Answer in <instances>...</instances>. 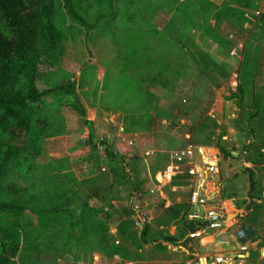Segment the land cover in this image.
I'll return each mask as SVG.
<instances>
[{
  "label": "rangeland",
  "instance_id": "obj_1",
  "mask_svg": "<svg viewBox=\"0 0 264 264\" xmlns=\"http://www.w3.org/2000/svg\"><path fill=\"white\" fill-rule=\"evenodd\" d=\"M69 1L81 22L60 0H52L49 21L55 38L32 45L36 87L53 89L71 81L85 123L94 119L90 124L95 143L108 136L111 153H128L134 140L137 156L150 151L156 156V170L166 169L172 151L210 147L220 160L222 202L261 203L263 233L264 168L242 162L249 134L247 138L235 128L241 111L246 120L254 116L245 124L254 132L264 120V62L256 71L264 46H251L258 33L254 27L249 30L261 16L258 5L249 0ZM235 5L239 8H232ZM245 8L250 14L241 10ZM72 99L58 91L31 104L28 151L10 163L0 185V203L23 207L19 213L0 212V243L7 245L0 254L2 264H80L84 259L72 251L89 245L79 241L85 200L77 191L82 177L76 178L85 158L80 141L87 134L69 106ZM223 153H230L238 164L232 162L230 168L221 161ZM116 158L118 163L121 159ZM116 163L110 164L120 179L115 183L136 188L138 199L148 203L144 191L150 176L142 158L133 156L126 167ZM243 168L248 175L231 178L230 171ZM96 170L93 191L88 183L81 186L97 201H105L115 186L101 167ZM131 170L138 173L133 181ZM183 171L177 182L186 184ZM252 247L257 254L246 264H264L257 260L263 248Z\"/></svg>",
  "mask_w": 264,
  "mask_h": 264
},
{
  "label": "crops",
  "instance_id": "obj_2",
  "mask_svg": "<svg viewBox=\"0 0 264 264\" xmlns=\"http://www.w3.org/2000/svg\"><path fill=\"white\" fill-rule=\"evenodd\" d=\"M249 3L258 5L256 10L261 13L257 24L249 27V30H253L254 27V30L258 33L257 39L253 41L251 46L253 48L263 47L264 38L262 34H264V22L261 20L264 18V0H249ZM232 8L239 7L235 5ZM241 10L246 12V14H250L251 12L249 8ZM258 58L260 66L257 68V72L262 67L261 62L264 61H261V59L264 56L260 55ZM261 74L264 76V69ZM253 94L252 91L251 96ZM89 122L91 124L92 122L94 123V119ZM90 123H86V126L80 130L81 132L85 130L84 132L87 134L86 140H89V142L96 146L95 154L99 158V162L95 166L89 163L88 158L92 154L90 145L87 144L88 141H80L84 144V151L81 153L85 154V158L82 164L78 166L76 172V178H79V176L82 177L79 179L80 183H78V186L79 184L80 186L77 191H80L79 195L85 201L82 203L84 210H81V222L80 224L78 223L81 226L80 233H82L79 241H81V244L83 241L84 244H89L80 252L79 249L73 248L72 254L77 255L80 253L79 258L84 257V259L80 260V264H218L215 262L217 256H223L226 259V262L223 264H227V262H230V264H246V262L253 260L254 254H257V248L252 247L251 249L250 245L257 246L258 241L253 244L242 245L246 247V251L240 252L239 246L241 245L236 243L235 238L231 235L225 236L230 226L235 225V230H237L245 223L244 219L238 221L239 226L236 224L238 219L232 223L224 220L226 222L225 227L214 229L209 228L212 223L202 220H188V216L196 210L193 204L194 193L197 192V188L200 187L201 183L197 181L196 176L191 174L192 164L184 162L177 163L172 157L178 151L188 148L196 150L198 148L201 150L200 153L203 156L216 162L217 169H219L220 160L217 159L216 153L210 147L201 145L187 146L184 149L172 151L169 157H167L168 165L162 171L155 169L157 164L156 156L153 152L150 151L138 156L136 155L134 151V140L130 143L132 147L127 148L128 153H125V151H122V153H113L123 160L125 164L130 162L133 156L142 158L148 175L150 176L149 184H145V189L160 185V190L153 196H149L144 191L146 197L149 199V202L145 203L138 199L139 196H136V188H123V186L115 183L116 181L120 182V179L117 178L116 172L111 170L110 164L112 163L105 158L104 152L100 149V147L104 148V145L108 146L110 137L107 136L105 140L103 138L99 143H95V139L91 135ZM120 130L123 132L122 128ZM199 159L200 156L195 155L194 160L198 161ZM106 163L109 165L107 168L105 166ZM245 165L251 167L250 164L245 163ZM100 167L101 173H106V177L113 181V183L110 181V184L112 183L115 186V189L113 185L109 186L111 188L113 187V192L105 201H97L94 194H88L86 191L88 189L93 191V188H95L93 182L96 181L98 174L96 168ZM182 169L188 179L187 185L177 182V179L181 176ZM130 173L132 179H129L133 181V176H137L138 173L135 170H131ZM82 175H85V177ZM157 181H159V184ZM87 183L88 189H83L81 184L87 185ZM165 188L167 189V193L165 192ZM140 208H146L151 213L150 222L142 235L133 230L130 221L134 210ZM186 221L206 223L207 226L199 230L201 234L192 236L196 232L192 234L188 231L185 226ZM244 226L246 225L244 224ZM258 235L260 237V234ZM182 236L183 238H181ZM167 237L175 239L176 243H168L166 241ZM91 239L95 241L94 244L90 242ZM227 246H232L233 250L227 249ZM263 250L264 248L259 253L260 255L257 260H264ZM227 255H230V257H226ZM234 258L237 259V262H234Z\"/></svg>",
  "mask_w": 264,
  "mask_h": 264
},
{
  "label": "trees",
  "instance_id": "obj_3",
  "mask_svg": "<svg viewBox=\"0 0 264 264\" xmlns=\"http://www.w3.org/2000/svg\"><path fill=\"white\" fill-rule=\"evenodd\" d=\"M51 1L0 0V185L7 175L10 163L28 151L25 138L31 130V104L48 97L50 93L62 91L73 97L69 106L78 117L79 127L86 126L85 112L74 98L71 81L61 83L53 89L39 90L36 87L37 70L31 60L32 45L35 42L49 44L55 38V30L49 21L52 9ZM60 1L72 18L81 22L75 14L72 3L69 0ZM238 90L242 92L241 87H238ZM250 118L253 119L254 116L250 115ZM250 118L246 120L241 111V113L239 112V121L235 124L236 130L245 133L247 138L249 134V139L245 141L244 154L240 159L243 163L250 164L253 169H260L264 168V120L263 123L256 125L254 132L245 125L249 120H252ZM87 144L90 145L92 151L88 161L95 166L99 162V158L95 154L96 146L89 140ZM104 146L105 158L115 164L117 162L116 155L109 151L107 145ZM221 161H226L230 168L232 162L238 164V161L230 153H223ZM116 164L126 167L123 160H118ZM244 168L240 172L230 171L231 178L247 174ZM228 184H232V182L230 181ZM221 194L225 195L224 187ZM233 198L236 200L237 196ZM223 207L225 221L232 223L239 218L244 219L245 223L242 225L245 224L260 234L257 246L264 248V230L263 233H259L262 204L226 203L223 204ZM22 209L23 207L18 203H0V212L19 213ZM186 222L185 226L192 234L207 226L206 223ZM145 229L146 227L140 233L141 235ZM166 241L176 243L175 239L169 237L166 238ZM6 246L5 241L0 243V254ZM0 264H2L1 256Z\"/></svg>",
  "mask_w": 264,
  "mask_h": 264
},
{
  "label": "built area",
  "instance_id": "obj_4",
  "mask_svg": "<svg viewBox=\"0 0 264 264\" xmlns=\"http://www.w3.org/2000/svg\"><path fill=\"white\" fill-rule=\"evenodd\" d=\"M229 38H232L230 35ZM86 141L85 139L82 140ZM201 150L188 148L173 154L172 159L177 163H189L192 164L191 174L196 176L197 181L201 183L197 188V192L194 193L193 204L196 210L188 216V220H202L209 223H216L225 220V211L221 198V186L218 178V169L216 162L211 161L206 156H203ZM195 155H199L198 161L194 160ZM177 169V168H173ZM170 170V169H169ZM159 184V181H157ZM160 190V185L147 187L145 192L149 196H153ZM264 197V192L262 193ZM151 219V213L145 208L134 210L130 221L132 223L133 230L140 234L143 229L149 224ZM240 252H245V246H239ZM215 262L223 264L226 259L223 256H217Z\"/></svg>",
  "mask_w": 264,
  "mask_h": 264
},
{
  "label": "water",
  "instance_id": "obj_5",
  "mask_svg": "<svg viewBox=\"0 0 264 264\" xmlns=\"http://www.w3.org/2000/svg\"><path fill=\"white\" fill-rule=\"evenodd\" d=\"M232 155L236 156L235 153H233ZM225 225H226L225 221H219L216 223H212V225L209 228L210 229H214L218 227L222 228V227H225ZM199 234H201L200 231L196 232L192 236H196ZM229 235L233 236L235 238L236 243L240 245L253 244L259 239V235L253 229H250L244 225L240 226L237 230H235V225L230 226L229 229L225 233L226 237Z\"/></svg>",
  "mask_w": 264,
  "mask_h": 264
}]
</instances>
